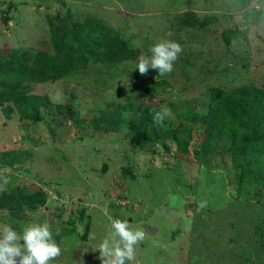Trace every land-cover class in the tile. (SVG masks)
I'll return each instance as SVG.
<instances>
[{"label":"rangeland","instance_id":"obj_1","mask_svg":"<svg viewBox=\"0 0 264 264\" xmlns=\"http://www.w3.org/2000/svg\"><path fill=\"white\" fill-rule=\"evenodd\" d=\"M58 1L0 0V53L53 50L47 17L63 18L71 9L73 20L113 27L134 56L86 66L75 59L61 78L22 80L29 94L44 98L36 121L20 120L15 111L9 117L0 107V157L23 152L11 167L0 166V192L44 193L31 210L22 207L11 215L0 207V226L20 233L47 222L62 249L51 264H100L95 249L109 236V217L144 233L126 264H264V171H255V186L246 179L237 187L216 165L218 157L209 166L196 158L192 146L203 138L201 131L193 129L182 156L170 139L169 149L161 143L139 147L128 125L113 131L91 123L102 110L114 112L123 104L136 110V104L149 102L167 110L166 119L176 127L188 109H208L213 88L264 89V0ZM163 40L183 49L173 72L159 77L151 69L146 76L129 71ZM152 85L159 87L151 95ZM194 163L202 181L192 175ZM124 168L131 173L125 176ZM143 222L157 232L145 233Z\"/></svg>","mask_w":264,"mask_h":264},{"label":"trees","instance_id":"obj_2","mask_svg":"<svg viewBox=\"0 0 264 264\" xmlns=\"http://www.w3.org/2000/svg\"><path fill=\"white\" fill-rule=\"evenodd\" d=\"M66 11L63 18L47 17L53 37V50H37L31 54L26 49H14L5 56L0 53V107L9 117L15 111L20 120L39 119V107L44 103V98L29 94L30 88L23 85L22 80L42 82L61 78L71 69L69 67L75 59L78 64L86 66L89 62L115 63L134 56V51L113 27L88 18L73 20L70 18L73 13L71 9ZM54 18L57 19L56 25L53 23ZM188 23L186 20V25ZM158 87L149 86L147 93L154 94ZM135 106L136 110H133L132 105L126 104L117 106L114 112L102 110L100 116L93 118L91 123L98 129L113 131L119 129L120 123H124L129 127L130 140L139 147L161 143L169 149L165 140L170 139L176 143L182 156L188 150L193 129L201 131L203 138L192 146L196 158L209 166L208 160L218 157L220 163L216 165L232 175V181L237 187L246 179L255 186V171L259 170L258 176L264 171V154L256 156L264 150V129L261 128L264 126L263 88L253 84L234 87L230 91L213 88L209 91L208 109L196 113L188 109V114L182 117L176 127L166 118L161 124L153 121L154 114L161 112L157 106L150 105L149 102ZM186 119L191 124H184ZM244 135L246 136L243 137ZM22 154L21 150L10 152L9 155L4 153L0 157V166L11 167ZM226 157L230 158L228 163ZM181 159L185 165H190L191 162ZM194 164L192 175L202 181L203 174H199L198 164ZM123 172L125 176L131 173L127 168ZM249 174L254 177H248ZM190 178L193 179L191 176ZM252 192L255 196L259 195L258 191ZM43 201V192L27 195L21 188L0 192V207L7 208L11 215L22 207L34 209Z\"/></svg>","mask_w":264,"mask_h":264},{"label":"clouds","instance_id":"obj_3","mask_svg":"<svg viewBox=\"0 0 264 264\" xmlns=\"http://www.w3.org/2000/svg\"><path fill=\"white\" fill-rule=\"evenodd\" d=\"M182 51L176 41H159L150 48L151 55L140 56L129 71L138 70L141 76H146L151 69L159 77H164L173 72ZM168 115L167 110L156 112L153 121L161 124ZM7 183L4 178L3 184ZM109 222V236L95 249L99 252L100 264H126V261L134 260L136 247L143 241L144 233L132 230L124 220L109 217ZM61 252L47 222L29 224L20 233L10 225L0 226V264H51Z\"/></svg>","mask_w":264,"mask_h":264},{"label":"water","instance_id":"obj_4","mask_svg":"<svg viewBox=\"0 0 264 264\" xmlns=\"http://www.w3.org/2000/svg\"><path fill=\"white\" fill-rule=\"evenodd\" d=\"M141 228L149 235H153L157 232V228H155L154 226H150L145 222L141 224Z\"/></svg>","mask_w":264,"mask_h":264}]
</instances>
